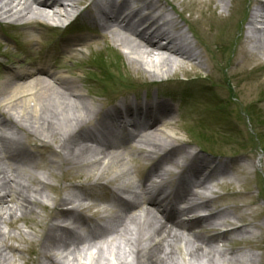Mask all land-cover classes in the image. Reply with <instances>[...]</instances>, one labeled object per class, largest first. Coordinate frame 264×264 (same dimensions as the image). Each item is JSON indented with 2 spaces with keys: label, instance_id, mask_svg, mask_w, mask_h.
<instances>
[{
  "label": "bare ground",
  "instance_id": "1",
  "mask_svg": "<svg viewBox=\"0 0 264 264\" xmlns=\"http://www.w3.org/2000/svg\"><path fill=\"white\" fill-rule=\"evenodd\" d=\"M96 1L0 0V20H19L30 29L42 25L51 30L53 23H64L82 8L87 20L95 12L90 23L99 28L104 41L124 50L129 68L142 70L149 78L167 77L180 67L204 65L203 58L194 65L197 53L180 33L184 26L190 27L171 1L134 0V8H130V0L106 5L100 1L103 6ZM215 1L223 10L230 3ZM158 19L164 24H157ZM252 22L264 23V2L250 15L248 24ZM163 25L171 30H163ZM151 28L158 37L146 35V29ZM157 38L168 40V44H159ZM246 38L253 50L264 51V28H251ZM213 39L215 45L221 40L218 35ZM32 43L30 38L28 45ZM69 44L73 51L78 42ZM55 53L46 50L43 59L35 57L27 67L0 70V240L11 236L5 229L11 218L36 213L33 206L49 201L44 189L50 190L51 185L38 170L66 172L71 166L83 169L85 180L70 181L72 190L57 201L53 198V208L67 207L54 213L48 226H41L45 229L41 238L45 262L40 264H253L255 254H237L225 244L229 235L238 240L252 236L257 222L245 215L235 216L227 208H210L213 162H203L205 158L181 146L174 127L175 110L164 100L146 98L139 103L119 101L107 111L85 97L87 80L74 69L68 70V75L57 71L65 65ZM120 134L127 136L119 140ZM32 139L39 142L38 156L30 154L25 145L24 140ZM130 142L150 163L144 180L128 177L132 154L120 146ZM46 153L54 158L44 160ZM43 162H48L47 166ZM107 173L111 182L105 181L104 188L110 199L102 206H83L82 190L99 187L100 178ZM168 176L175 180L167 181ZM76 178L81 179L82 173ZM84 211H92L93 216H82ZM183 215H188V220L182 219ZM88 219L103 223L92 225ZM69 223L70 229L65 226ZM78 225L84 227L82 234L76 232ZM5 247L9 248L0 243L1 264H11Z\"/></svg>",
  "mask_w": 264,
  "mask_h": 264
},
{
  "label": "rangeland",
  "instance_id": "2",
  "mask_svg": "<svg viewBox=\"0 0 264 264\" xmlns=\"http://www.w3.org/2000/svg\"><path fill=\"white\" fill-rule=\"evenodd\" d=\"M168 1L183 14L186 25L200 40L194 47L204 60V65L199 68L180 67L166 74L167 77L152 79L142 70L129 68L124 50L108 40L104 41L99 28L91 27L90 22L87 24L82 20L81 25L68 28L52 26V30H48L42 25H34L30 29L21 25L19 20H6L9 23L0 25V70L27 67L28 61L43 59L44 52L51 50L61 55L65 65L57 71L67 74L68 70L74 69L77 76L87 80L83 88L85 97L102 104L107 111L123 100L156 98L167 102L175 110L177 122L174 127L182 140L181 146L205 158L203 162H214L211 167L216 166V172L220 168L226 170V178L230 180L226 186L215 184L219 172L212 175L211 181L216 186L212 185L214 191L210 196L213 203L210 208H227L235 216L245 215L248 220L257 222L252 236L236 243L233 241L235 238L229 235L225 246L237 254H255L253 264H264V51L258 53L253 50L246 38L251 12L264 0H229L226 10L215 0ZM216 35L222 44L213 43ZM30 38L35 43L28 45ZM70 41L78 42L73 51L69 50ZM24 142L26 146L28 144L30 154H41L36 148L39 142H33V139ZM130 143L132 149L130 145L128 148L132 156L128 157L131 167L128 177L134 181L144 180L150 163L137 152L138 147ZM43 157L44 160L54 158L48 153ZM43 163L47 166L48 162ZM70 167L66 172H61V169L50 172L48 168L38 170V174L48 177L51 185L50 190L44 189L49 201L45 205L33 206L36 213H26L8 221L5 229L11 231V236L2 238L0 243L1 246H9L4 248V252L12 257L11 264L45 262L41 254V238L45 229L41 226L44 223L48 226L54 213L67 207L53 208V198L57 201L66 196L72 190L70 181L85 180L83 169ZM205 171L209 172V169ZM77 173H82L81 179L76 178ZM109 176L107 173L106 178H100L99 187L82 190L86 195H83L84 203L102 206L110 199L105 183L111 182ZM171 179L175 180L168 176L167 181ZM178 205L181 207L183 203ZM92 214V211L82 212V216L90 218ZM186 218L188 215L182 216V219ZM87 222L92 225L103 223L99 219ZM23 230L26 234L21 232ZM192 231L196 232V228Z\"/></svg>",
  "mask_w": 264,
  "mask_h": 264
}]
</instances>
